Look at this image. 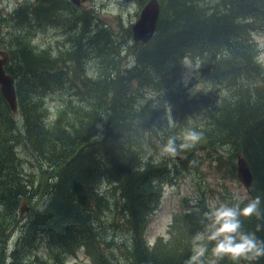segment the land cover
Listing matches in <instances>:
<instances>
[{"label": "trees", "instance_id": "16d2710c", "mask_svg": "<svg viewBox=\"0 0 264 264\" xmlns=\"http://www.w3.org/2000/svg\"><path fill=\"white\" fill-rule=\"evenodd\" d=\"M157 1L152 38L128 47L132 63L124 67L123 51L111 35L103 29L89 35V18L74 14L67 0H34L13 12L15 25L35 22L37 28L43 21L65 26L62 19L71 15L64 32L75 39L64 59L35 50L21 33L9 45L4 70L14 79L17 110L11 113L0 96V245L19 226L18 205L27 193L17 147L43 161L51 175L43 185L47 203L25 215L7 262L0 257V264H65L76 249L92 264H185L192 236L203 230L204 209L176 215L168 239L158 238L150 248L143 234L163 185L179 174L153 157L156 142L179 138L190 117L203 124L195 146L225 150L232 177L235 154L246 161L249 197H261L262 217L243 227L264 239V69L252 40L253 33L264 32V0ZM90 54L93 77L87 78L84 60ZM186 58L204 63L206 89L194 97L179 79ZM78 72L82 76L73 86ZM65 90H73V98ZM48 91L62 99L53 120L44 107ZM193 151L179 155L187 162ZM43 238L39 257L36 244ZM208 258L210 253L205 264ZM255 264H264V258Z\"/></svg>", "mask_w": 264, "mask_h": 264}, {"label": "rangeland", "instance_id": "374dc122", "mask_svg": "<svg viewBox=\"0 0 264 264\" xmlns=\"http://www.w3.org/2000/svg\"><path fill=\"white\" fill-rule=\"evenodd\" d=\"M145 2L146 0H82L79 7L76 8L77 12L74 14L87 15L89 18L87 19L89 22V24L87 23V29H89L87 32L89 35L94 33L97 29L106 30L109 35H111L113 41L120 46V49L126 52L125 55H122L121 52L119 59V65L124 67L132 63V57L129 55L128 49V47L132 45L130 26L136 20ZM33 3L34 0H0V50L7 53L9 51V45L14 42V34L21 33L20 36L25 37L35 50L49 51L52 52L53 55L60 54L62 59H64L65 50L73 49L74 47L72 41L75 36L72 35L73 33L66 34L64 32L66 26L69 25L68 23L73 20L71 15H66L64 19H62L64 20L62 23L66 24L65 26H57L53 23L50 24L40 20V22L43 21L42 23L44 24L37 28L35 22H29L26 25H15V23L10 20L12 19L13 12L19 5V7H21L23 6L22 4L32 5ZM55 13L58 14V10H55ZM72 28L70 30L74 31V28ZM77 29L78 28L75 30ZM82 35H84L83 32ZM252 40L258 50L257 60L264 69V32L253 33ZM92 56L93 55L90 54V57L84 60L85 72H83V74L87 78L93 77L89 70L90 67L94 66L93 59H91ZM186 59L190 63L188 66H185L183 63L185 59L183 60L179 79L185 92L194 97L206 89V85L203 83V73L201 72L204 68V63L197 59ZM66 64L72 65V62L68 61ZM196 70L199 71L195 74ZM81 76L82 75L78 72L72 80L73 86L79 83ZM65 86L66 88H70V85L66 82ZM65 93L67 96H71L73 90H65ZM225 94L226 93L223 92L222 95ZM71 97L73 98V96ZM61 100L58 92L54 93L48 91L45 94L44 107L48 114L47 120H53ZM217 102L218 100L213 102L216 107ZM168 118L169 124L172 126L171 119L170 117ZM16 119L18 120L19 118L17 117ZM202 125L203 124H200L198 120L190 117L186 125L182 127L180 131L178 130V133H182L183 130L188 128L197 131ZM18 127H20V124ZM156 146L157 149L153 152V157L160 161L164 160L168 167H174L179 171V174L174 177L169 184L163 185L158 206L147 220L143 236L144 242L149 248L153 246V243L158 238L162 241L168 239V232L172 225L173 218L185 212V209H190L191 211L204 209L205 212L212 203H227L229 205L239 203L240 207H244L250 199L249 193L237 182L234 175L235 171L233 172L234 177L228 172V168L225 165L227 159L225 150L193 146V156L190 161L186 162L184 156L180 155L175 159L161 157L160 152L163 145L156 142ZM148 150L149 148L147 151ZM16 156L20 162V173L23 176L27 190V193L21 197L18 210L22 206V201H26V204L24 205L25 210L22 214L23 216L20 218L19 226L9 233L7 243L0 245V257L6 262L16 237L23 229V227H21L23 226L21 222L25 215L33 208L42 209L45 203H47L48 196L47 192L45 195L43 185L45 182H49L48 179L51 175L47 171L45 163L32 155L23 148V146L22 148L17 147ZM218 157L222 159L219 165L217 160ZM184 164L187 165V169L185 170L182 169V167H185ZM101 186L100 188L102 189L106 188L104 182ZM105 218H103V220ZM106 233L108 234V232ZM44 242L45 239L43 238V242L36 244V252L39 257L44 256ZM65 264H92V262L82 249H76L73 255L66 257Z\"/></svg>", "mask_w": 264, "mask_h": 264}, {"label": "clouds", "instance_id": "9594fccd", "mask_svg": "<svg viewBox=\"0 0 264 264\" xmlns=\"http://www.w3.org/2000/svg\"><path fill=\"white\" fill-rule=\"evenodd\" d=\"M126 52H122L125 55ZM188 66L189 61L184 60ZM170 111V110H169ZM202 134L192 128L183 130L181 136H171L162 146L160 155L175 159L181 151L195 146ZM181 142L177 144V140ZM261 218V197L250 198L244 207L240 204L212 203L203 213V230L191 238V254L185 264H218L228 259L232 264H255L264 258V239L258 238L256 231H246L243 222L251 218ZM261 228L258 225L257 231ZM209 245H212L209 248Z\"/></svg>", "mask_w": 264, "mask_h": 264}, {"label": "water", "instance_id": "95a60500", "mask_svg": "<svg viewBox=\"0 0 264 264\" xmlns=\"http://www.w3.org/2000/svg\"><path fill=\"white\" fill-rule=\"evenodd\" d=\"M74 7H79L82 0H68ZM159 14V4L157 0H147L140 9L138 16L130 27L132 45H145L153 36ZM8 61V56L4 51H0V96L11 113L16 112V98L13 88V80L6 74L4 67ZM235 177L246 192L252 185V175L249 167L238 153L235 154ZM25 202L19 208V218L25 208Z\"/></svg>", "mask_w": 264, "mask_h": 264}, {"label": "bare ground", "instance_id": "6f19581e", "mask_svg": "<svg viewBox=\"0 0 264 264\" xmlns=\"http://www.w3.org/2000/svg\"><path fill=\"white\" fill-rule=\"evenodd\" d=\"M12 78V77H11ZM12 80H13V88H14V91H15V87H14V79L12 78ZM16 110H17V107H16ZM16 113V112H15ZM25 202V204H26V201H24Z\"/></svg>", "mask_w": 264, "mask_h": 264}]
</instances>
